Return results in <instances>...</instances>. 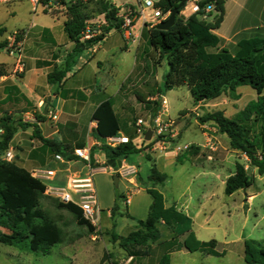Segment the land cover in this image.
I'll list each match as a JSON object with an SVG mask.
<instances>
[{"label": "trees", "instance_id": "obj_1", "mask_svg": "<svg viewBox=\"0 0 264 264\" xmlns=\"http://www.w3.org/2000/svg\"><path fill=\"white\" fill-rule=\"evenodd\" d=\"M180 0H160L157 6L162 13H167L175 8ZM64 3V2H62ZM203 6L212 3L217 12L212 22H206L198 14L187 18L180 15V9L173 25L168 30H159L156 25L142 28L141 35L147 44L158 54L164 57L167 70L162 76V91L175 87L186 86L194 102L212 100L228 92L232 97H237L236 89L240 86H249L258 98L239 111L233 118L224 116L221 111H215L202 118V121H212L217 130L228 138L231 150L242 153L248 161L249 167L255 168L259 175L264 174V34L249 38H241L236 43L235 53H230L226 48L217 49L220 37L215 33L219 28L224 15L225 0H198ZM93 5L98 14L104 15L107 25L102 27V34L89 43L96 44L101 41L111 28H115L122 36L120 21L114 14L116 9L108 0H75L66 8V19L63 22V31L68 39L74 43L72 50L66 55L63 65H54L46 75L50 84H60L69 68L76 63L79 54L85 49V42L79 41V35L84 30L88 21L87 5ZM112 20H116L112 23ZM19 36V34H17ZM7 41L0 43V48H5ZM215 48L216 51H209ZM161 93V89H160ZM147 110H153L151 104L158 105L156 100L140 99ZM43 113V112H42ZM42 113L35 114L38 122L45 120ZM95 137L101 142V149L106 159H126L132 154L144 151L148 143L136 144L132 137L126 143L114 147L105 144L109 137H114L121 131V120L114 111L110 100H105L98 106L96 112ZM152 117V116H151ZM253 119V120H252ZM8 116L0 126L3 133L0 135V156L8 149L16 132L10 125ZM259 122V134L250 136L247 123ZM21 127V126H20ZM32 134L42 144L48 146L53 154L59 153L65 160L76 158L69 145L43 138L38 126L30 124ZM193 146L189 150V160L195 155ZM92 156V153H91ZM146 159L151 157L146 154ZM182 159L177 155L176 162ZM152 162V161H151ZM92 165V159L90 157ZM247 167L242 163H235V173L230 175L224 183V194L231 195L239 189H246L253 185L252 174L247 173ZM141 180V178H137ZM167 180V175L151 163L147 182L144 189L151 198L147 217L136 220V226L125 235L111 233V239L118 241L121 248L131 255H136L137 249L145 247L149 250L152 245L163 249L158 264H169L170 253L173 250L184 248L189 252L199 251L206 255L221 257L225 255L224 245L215 239L209 241L199 240L192 230V220L184 213L176 210L174 206H165L164 196L156 187ZM46 186L38 179L31 176L30 171L18 165L14 160L6 161L0 158V235L1 230L10 233L12 245H22L30 251L48 254L52 247L54 233L58 231L48 214L40 207L41 199L46 197ZM125 200V195L117 194ZM54 203L58 208L71 213L78 225H85L92 233L94 228L83 219L81 211L73 203H61L56 198ZM115 226L117 215L129 217L125 210L118 213L115 201L110 209ZM170 233L165 238L163 231ZM182 238V239H181ZM181 239V240H179ZM242 244V257L246 264H264V243L245 238ZM218 247V249H217Z\"/></svg>", "mask_w": 264, "mask_h": 264}, {"label": "rangeland", "instance_id": "obj_2", "mask_svg": "<svg viewBox=\"0 0 264 264\" xmlns=\"http://www.w3.org/2000/svg\"><path fill=\"white\" fill-rule=\"evenodd\" d=\"M108 1L116 6H137V0ZM62 2L64 1L53 2L47 7H42L40 4L36 9H33L25 0L6 5L1 4L0 43L3 41L8 42L9 38H12L14 34H19V37L23 38V53L32 46L38 47L41 55H44L50 47L54 48L56 53L59 50L62 52L66 44L68 46L73 44L63 31L66 8L73 2ZM86 11L88 13L87 22L96 24L105 19L104 16H100L101 14H98L93 9V5L91 4L87 5ZM216 14L217 12L213 8L206 15L205 21L212 22ZM237 14L238 10L235 5H232L231 1L228 3L227 11H225L224 4L223 20L216 30L220 37V43L225 44L226 49L230 53H235L237 47L234 41L237 39L260 35L257 34L259 32L254 28H245L243 30L242 25H245V23H243V20ZM109 33L110 37L107 47L115 70L112 78L113 82L105 90L107 95L112 93L113 83L117 84L119 79L134 67L137 53L136 44L133 42L136 40L133 33L127 39L121 38V35L115 28H111ZM122 44H128V50L121 49ZM147 46L149 53L146 55L142 54V58L144 59L140 62L137 61V66L139 65L140 68H135L133 76L136 71L142 70L144 63L147 62L146 68L149 72H152L151 81L148 82L149 86H142L140 88L139 84L141 81L137 78L134 79L135 77L132 79L131 76L122 87L121 92L132 96L133 100L137 99V95L142 93V97L145 100L146 95L143 92L154 90V86L156 85L160 86L161 92L167 101V113L164 117L171 121V129L175 134L174 138H168V141H172V144H167L166 149H174L182 160L187 159L191 146H193V152H196L192 158V164L189 160L184 161L181 165L172 163L169 158L168 160L159 162L158 153L151 155V159L155 160L156 167L168 177L167 181L162 185H158L157 188L167 196V199H169L170 195L175 196L180 192H183L186 197L190 196L196 208V214L192 215L194 221L193 227L200 240L209 241L215 239L218 242L228 243V245L224 244L222 246L226 252L221 257L206 256L199 251L189 252L181 250L172 257V264H246L241 254L242 240L252 238L264 243V174L259 175L257 170L252 168L250 174L253 176V185L246 189H239L231 195H225L223 191L224 183L230 175L235 173V163L240 162L245 167H250L247 158L242 153L230 149L228 138L217 130L215 123L209 120L202 121V118H206L208 114L215 111H221L224 116L233 118L249 103L255 102L258 95L249 86H240L236 89L237 97L235 98L226 92L215 99L196 103L193 101L186 86L175 87L163 92L162 76L167 70L166 59L164 57L159 58L152 47L148 44ZM141 51L142 49H140ZM209 51H216V49L209 48ZM2 56L15 58L10 56L5 48H0V58ZM151 95L153 96L154 94ZM159 95L154 99L158 102V105L151 104L152 109L157 108L154 114H152L153 110H144V106H141L140 111L135 107L136 102H133V111L129 112V116L132 117L131 121L135 122L138 118L148 120L149 116H156L161 110ZM138 99L140 100V96ZM117 111L119 115L123 113L121 109ZM35 114H40V112L36 111ZM5 116H8L9 120L7 121L10 122L11 126L16 128V131L30 127V121L23 119L24 117L20 113L8 114L5 106H0V126L5 122ZM252 120L247 123L250 136L259 134L258 132L260 131L259 122H253ZM2 133L3 129L0 128V135ZM90 135L95 137L93 129H91ZM204 137H211L214 150L190 144V142L200 143ZM34 138L35 136L32 133H22L14 140H11L8 149H13L14 161L18 165L21 166L18 156L21 154L22 148L26 147L27 143L30 144L29 139ZM133 138L136 141L139 140L134 134ZM188 143L187 148L181 147ZM178 146L180 149H177ZM88 147L93 149L95 146L89 144ZM151 148L152 144H148L144 151H148ZM143 153L132 154L129 157L130 162L139 166L142 181L146 182L152 160H147ZM145 154L148 153L145 152ZM105 165L107 163L103 162L98 166ZM127 165L128 168L125 167L121 173L117 174L124 176L127 180L133 177L136 181L138 171L136 169L133 171L132 167L129 166L130 164L127 163ZM201 168L216 172L217 181L215 188L212 190L213 196L211 199L204 200L199 198V201H197L196 198L202 195L197 186L201 182V179L196 178L193 180L192 176L200 171ZM93 180L98 197L105 199L107 197L105 188H109L110 177L105 174L96 173ZM111 184L114 189L118 211L122 213L126 210V204L123 198L117 197V194H120V186H115L113 181ZM52 185L56 186L57 183H52ZM40 207L48 214L58 231V236L55 233L53 235L50 252L43 255L30 251L22 245H12L9 239L10 233L1 230L0 264H83L86 260L88 263L94 264L102 251L105 252L104 248H107L109 251L113 249V252L120 248L117 242L112 244L109 241L110 239L107 241L102 233L98 234L95 239H91L88 228L85 225H78L71 213L58 208L52 197L46 195L45 198L41 199ZM202 208L206 209V211L201 210ZM129 231L125 230L124 235ZM163 234L166 237L170 233L164 230ZM104 244L106 247H104ZM141 249H145V247ZM117 259H122L121 255ZM105 261H109V258L106 257Z\"/></svg>", "mask_w": 264, "mask_h": 264}, {"label": "crops", "instance_id": "obj_3", "mask_svg": "<svg viewBox=\"0 0 264 264\" xmlns=\"http://www.w3.org/2000/svg\"><path fill=\"white\" fill-rule=\"evenodd\" d=\"M229 1H231L232 5H235L238 10L237 15L240 16L243 23H245V25H242L243 30H245V28H254L259 32L257 34L262 36L264 34V0H225V11L228 9ZM100 16L103 15L101 14ZM142 28L143 26L140 20H136L132 28V33L136 39L133 42L136 44L137 51L134 67L120 78L117 84L113 83L115 87L113 86V91L110 95L105 93V90L110 87L113 82L112 78L115 70L114 64L109 57V50L107 47L110 30L101 41L89 45L88 47L85 46V49L79 54L76 63L69 68L60 84L48 83L46 75L54 65H63L65 57L72 50L74 43L71 46L66 44L65 49L62 52L59 50L58 53H56L54 48L50 47L44 55H41V51L38 47L35 48L32 46L22 53L21 63L15 58L9 56H2V58H0V106H5V110L8 114L20 113L24 117L23 119L30 121L31 124L37 125L43 138L60 142L62 145H69L73 151L75 149L87 148L92 159V165L91 163H85L77 157L71 160H65L63 158V161H56L54 159V154L50 151L49 147L42 144L37 138H34L29 139L30 144L27 143L26 147L22 148V152L18 156L19 163L29 171L37 168L52 170L54 175L41 181L46 187L52 185V183H57L56 186H64L70 177L77 175L84 176L90 169H95L98 170L97 173L108 175L110 177V184L109 188H105L107 191V197L102 199L98 197L97 194V205L94 214L96 224L91 225L89 223L94 228V231L89 235L91 239H95L98 234L102 233L107 241L110 239L109 241L112 244L116 242L118 243V241H113L111 239L112 232L118 235H124L125 230H132L136 226V220H144L147 217L151 198L143 186L146 183L148 186L150 184L147 181H142L139 166L130 162V157L121 160L122 165L128 166V163L133 170L136 169V171H138L137 178H141V180L139 181L136 179L135 181V178L133 177L127 180L124 176L118 174L117 187L120 186V194L125 195V198H128L129 200V202H125V204L126 211L130 218L117 215L114 221L115 226L113 227L110 209L115 203V193L113 186H111L114 172L109 169L108 164L101 167L98 166L103 162L106 163L107 159L101 149V142L96 137H92L90 131L91 129L94 130L96 127V112L98 106L103 101L110 100L114 111L118 114L121 120V131L114 137H132L136 144L140 143L139 140L136 141L133 138V134L135 135V122L131 121L132 117L129 116V112L133 111V102H136L135 107L141 111V106L144 105L138 98L139 96L140 99L144 98L141 93L137 95V99L133 100L132 96L121 92V90L131 76L132 79L135 77L134 79L137 78L141 81L139 84L140 88L142 86H149L148 82L151 81L152 72H149L146 68L147 62L144 63L143 69L136 71L133 76L135 68L139 67V65L137 66V61L140 62L144 59L142 58V54L146 55L149 53L147 41L141 35ZM215 33L218 35L217 32ZM121 38L124 37L121 36ZM238 40L239 39L234 41L235 45ZM120 48L128 50V44H122V47ZM221 48H226V45L219 43L217 49ZM140 49H142L141 52ZM143 93L146 95L145 100L151 101L154 100L158 94H160L159 97L163 96V93H160V86L158 85L154 86V90H149V92ZM151 94L154 95L152 96ZM45 106L46 113L44 112ZM118 109L122 110L123 113L121 115H119L117 111ZM36 111L40 113L43 112L42 114L46 116L43 122L36 121L34 115ZM52 115L56 116L53 120L50 119ZM150 117L151 116H149V119ZM148 120H145V122H148ZM31 128L32 127H28L24 130H17L12 140L22 133L31 134ZM89 144L95 147L90 149L88 147ZM190 144H195L204 149L207 148L208 150H214L213 144L211 143V137H204L202 142H190ZM184 145H189V143ZM145 152L148 153V155L150 154V157L151 155L158 153L159 162H163L169 158L170 161L176 165H181L184 161H189L190 157V155L187 154L186 160L177 163V152L172 148L166 150L148 149V151H142L136 154L143 153L146 158ZM192 158L190 160L191 164ZM151 160L155 163L154 159ZM124 169L125 168L118 170L117 173H121ZM196 178L201 179V182L197 186L202 194L196 198V200L199 201V198L204 200L211 199L213 196L212 190L216 186L217 173L201 168L200 171L192 176L193 180ZM156 187H158V185ZM163 196L165 206H174L176 210L191 218L192 230L198 238L193 227L194 221L192 219V215L196 214V208L194 207L190 196L186 197L183 192H180L175 196L170 195L169 199H167L165 194H163ZM201 210L206 211V209L203 208ZM118 213L120 214L121 212L118 211ZM169 237L170 234L165 238ZM221 243L228 245V243L225 242ZM104 247H106L105 244ZM104 250L105 252L102 251L98 260H96L94 264H158L163 253V249L155 245H152L149 250L137 249V252H135L136 255H131L133 253L129 254L121 247L114 252L113 249L109 251L107 248H104ZM181 250L186 249L180 248L173 250L170 253L169 264H172V257ZM119 255L122 257L120 260L117 259ZM106 257L109 258V261H105ZM85 263L87 264L88 261L86 260L83 262V264Z\"/></svg>", "mask_w": 264, "mask_h": 264}, {"label": "built area", "instance_id": "obj_4", "mask_svg": "<svg viewBox=\"0 0 264 264\" xmlns=\"http://www.w3.org/2000/svg\"><path fill=\"white\" fill-rule=\"evenodd\" d=\"M17 1L23 0H0V5L11 4ZM25 1H27L33 9H36L40 4L42 5V7H47L53 2H74L75 0ZM159 1L160 0H137V6L135 7H132L130 5L114 6V8L116 9L114 16L118 21H120L119 26L122 37H124L125 39L130 37V35L132 34L134 22L136 20H140L142 26L149 24V27L157 25L161 21L165 20L169 15V11L167 13H162L160 8L157 6ZM213 8L214 5L212 3H207L201 6L198 3V0H187L180 10V15L187 18L192 14H198L201 18L204 19L206 15L212 11ZM106 24L107 21L105 19L102 22L96 24L86 22L84 30L79 35V41L90 42L94 38L100 36L103 32L102 26ZM5 49L8 51L10 56L15 57V59L19 63H21L23 53V38H20L19 36H17V34H14L12 38H9ZM160 105L161 110L159 111V113L154 117H150L148 122H145V120L138 118L134 123V132L139 139V142L152 144L151 150H166V145L172 144V141H168V138L175 137V134L171 129V121L168 118L164 117V115H166L167 113V101L164 96H160ZM55 117V115L51 116L52 119H55ZM148 129H150L152 133L150 139L146 141L144 137L145 132ZM128 140L129 138L125 136L109 137L106 139L105 144L114 147L117 144L126 143ZM181 147L187 148V145H183ZM177 149H180V147L178 146ZM73 155L83 160L85 163L90 164V155L87 148L75 149L73 151ZM0 158L6 161L14 160L13 150L7 149L0 156ZM54 159L56 161H63V157L59 153L54 154ZM125 167L127 166L121 165L119 170ZM110 168L111 167L109 166V169ZM97 172L98 170L90 169L84 176H72L68 179L66 185L64 186L49 185L46 187L45 194L56 198L61 203L75 204L80 209L83 219L89 222L91 225H95L96 220L94 214L97 205V192L93 177ZM30 174L32 177L40 181H44L45 179L53 176L54 172L52 170L37 168L30 170ZM125 202H129L128 198H125Z\"/></svg>", "mask_w": 264, "mask_h": 264}, {"label": "water", "instance_id": "obj_5", "mask_svg": "<svg viewBox=\"0 0 264 264\" xmlns=\"http://www.w3.org/2000/svg\"><path fill=\"white\" fill-rule=\"evenodd\" d=\"M186 1L187 0H180L178 2L177 6L175 8H173L171 11H169L168 17L156 25V28L159 30H168L173 25L174 20H175V16L179 12V10L184 6ZM114 22L115 21L112 20L113 24H114ZM89 45H90L89 42H85L86 47H88ZM44 112L46 113V106L44 107ZM151 133H152V131L150 129H148L145 132L144 139L146 141H148L150 139ZM106 163L111 167L112 171L114 172L112 179H113L115 186H117V182H118L117 172H118L119 168L121 167L122 162L120 159H107ZM251 170H252L251 168H248L247 173L250 174Z\"/></svg>", "mask_w": 264, "mask_h": 264}]
</instances>
